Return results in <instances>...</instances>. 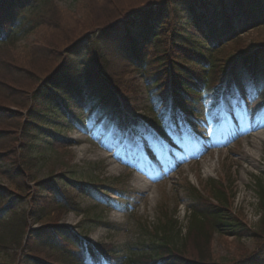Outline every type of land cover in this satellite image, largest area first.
<instances>
[{
  "label": "rangeland",
  "instance_id": "1",
  "mask_svg": "<svg viewBox=\"0 0 264 264\" xmlns=\"http://www.w3.org/2000/svg\"><path fill=\"white\" fill-rule=\"evenodd\" d=\"M114 1L117 0L32 2L30 5L39 6L38 10L32 12L27 11L29 8H25V12L20 16L26 17L28 22L38 21V26L23 37L20 36L15 45L10 44L0 50V57L5 58L7 62L3 65L12 66L11 73L3 77L0 74V96L11 97L12 94L6 92L5 87L23 88L22 84L29 79L38 83L46 76L48 69H39V73L34 76L33 69L38 70L37 66L47 67L46 63L52 61L57 65L63 60L62 50L66 46L76 40H82L86 33L91 36L101 31L96 28L91 29L87 23L88 18L93 12L100 13L107 11L109 7L114 8ZM123 1L120 0V3ZM154 1L163 3L166 0ZM136 2L140 0H126L130 5ZM227 5L231 7L232 1H228ZM215 22L216 20H213V23ZM233 22L237 20L234 19ZM169 31L170 33L173 31V26L161 32L164 36L159 40L160 48H165L166 43L169 42ZM242 32L233 41L222 42L213 51L211 56L213 63L220 65L218 67L222 69L227 68V71L233 68V71L239 73L241 65L238 58L232 63L228 61L229 58L238 55L245 47H257V43L264 41V25ZM190 33L196 35L195 47L202 46L203 36L192 29ZM55 47L56 50L53 51ZM156 52V49L149 46L147 58L150 60ZM108 61V65L111 66L103 69L94 66L93 71L100 78L115 85L117 98L120 99L122 107L131 111V115L139 119H148L149 115L145 109L149 104L147 92L150 87L146 85L144 75L115 55H112ZM180 63H182L181 59ZM15 67L18 69L15 70ZM185 69H188L192 75L198 74L197 81L203 77L201 70L196 67ZM101 73H104L106 78ZM241 78L242 76H238L236 80L239 82ZM33 86L35 85H29L28 88ZM196 86L197 83L193 84V88ZM165 87L166 84L162 89ZM28 88L20 91L17 98L13 95L7 103H0L2 105L0 108V239H4L8 244L6 248H0V264H18L16 262L18 256L21 257L23 254L18 249V242L4 230V222L19 220L28 209L31 210L30 198L31 195L32 197L35 195V183L51 177H57L56 187L65 191L66 196L75 204L69 205V211L51 206L46 219L38 222V218L34 217L30 233L43 229L45 225L68 226L73 233H81L91 243L107 245L119 256L126 258L130 257L131 252L138 255L147 251V246L156 240L157 226L162 223L167 224L165 230L174 227L172 231L175 232L174 222H176L180 235L187 237L188 207L191 203L188 198V187L192 186L203 191L212 180L216 182L222 180L227 185L225 187H228V174L233 179V188L230 189L231 195L228 197L229 211L239 217L253 232L258 230L260 226V216L256 211L258 179L264 184V97L255 89L252 90L247 80L243 79L238 84L242 98L237 106L229 99H225L221 108L224 129L216 134H210L211 138L207 145L202 139L207 137V131L211 128L206 123L205 107L199 104L196 108L198 114L187 116L192 124L190 127L195 131L192 138L199 141L201 146L194 149L188 147L185 139H180L187 132L183 125L181 130H178L180 144L175 150L160 148L150 141L136 144L129 133L126 134L127 141L123 143L124 140L120 139L118 130L105 121V117L99 115V111L92 110L88 104L80 110L77 106L71 107L72 102H68L70 104L68 112L76 115L79 122L75 123L73 130L66 131L61 136L59 143L48 142L51 150L48 149L42 154L44 158H41V162L25 151L26 146L20 148V144L24 145L27 141L22 142L21 139V142H18L21 133L20 135L16 133L19 130L17 118L22 119L17 113L24 114L26 107H22L21 104L18 105L22 108L14 106L12 102L18 103L19 100L23 103L27 99ZM66 113L64 112V116ZM180 114L182 115L183 112ZM118 117L117 114V121L120 122ZM58 123L64 125L61 120ZM50 135V139L58 136L51 129ZM200 135L204 137L201 138ZM43 142L45 141L42 140L38 147L45 148ZM171 160L174 162L165 164ZM29 163L33 166L30 171L24 168L25 164L29 165ZM140 177L146 179L147 187L141 186ZM78 182L95 185L101 192L109 191L108 196L119 202L121 210L102 211V208L97 207L95 203L100 199V194L93 190L87 195L81 194L82 190L79 191L76 186ZM115 188H125L128 195L119 197L120 194ZM96 216L101 217L102 224L95 223ZM171 222L172 225L169 224ZM173 232L170 236L179 242V237L175 238ZM248 235L237 240L212 234L208 247L214 264L233 263L243 252L252 253L256 250L257 242L251 238V232ZM29 236L28 241L32 237ZM34 241L35 243L30 242L34 247V253L28 255L29 261L24 264L58 263L62 260V252L44 248L36 237ZM69 249L72 247L69 246ZM123 261L125 259L121 263ZM107 263L120 264L114 261H107L105 264Z\"/></svg>",
  "mask_w": 264,
  "mask_h": 264
},
{
  "label": "trees",
  "instance_id": "2",
  "mask_svg": "<svg viewBox=\"0 0 264 264\" xmlns=\"http://www.w3.org/2000/svg\"><path fill=\"white\" fill-rule=\"evenodd\" d=\"M34 1L0 0V50L10 44L15 45L20 36L23 37L29 33L28 31H33L34 27L38 26V21L28 22L26 17L20 16L25 12V8H29L27 11L32 12L38 10L39 6L30 5ZM44 1L41 0V2ZM228 1H232L233 6L238 7L239 11L229 10ZM114 5V8L109 7L107 11L93 12L88 18L87 23L90 28L101 31L91 36L86 33L82 40H76L66 46L62 50L63 60L57 65L52 61L46 63L47 67L37 66L38 70L33 69L35 72L33 76L39 73V69H48L46 76L38 83L29 79L22 84L23 88L5 87L6 92L12 94L11 97L0 96V103H7L13 95L17 98L20 91L27 89L29 85H35L28 88L29 93L23 103L18 100V103L12 102V104L26 107L24 114L17 113L18 116H22V119L17 118L19 130L16 133L19 135L21 133L18 142H21V139L22 142L27 141L24 145L21 143L20 148L26 146L25 151L39 162L42 161L41 158H44L42 154L48 149L51 150L48 142H60L61 135L72 129L73 122L77 121L75 116L72 117L69 114L64 117L63 110L70 106L68 102H74L73 100L81 103L88 102L94 108H98L101 113H105L109 120L112 119L113 114L118 110L117 89L115 85L100 78L93 71L94 66L102 69L111 66L108 65V59L112 55L131 64L135 71L143 74L151 85L148 111L153 115V120L146 123L150 130L144 129L140 124H132V126L141 131L144 130V134L153 138L156 133L161 139L160 145L177 147L176 139L168 134L167 124L157 114L160 108L166 111L171 110L170 103L173 98L174 102L185 107L190 114H195L193 107L197 100L205 98L216 101L221 84L228 78H226L225 67L222 69L218 67L220 65L212 62L213 51L222 42L233 41L243 30L247 31L264 25V0H166L163 3L140 0L134 5L127 4L126 0L122 3L117 0L114 1ZM211 13L216 24L209 21ZM234 19L237 22L234 23ZM169 26H173V31L171 33L169 31V42L166 43L165 48H160L158 43L164 36L161 32ZM190 29L203 36L202 46L195 47L196 35H192ZM2 31L5 33L3 34ZM149 46L157 51L150 60L147 58ZM52 50L55 51L56 47ZM238 55H240V73L247 74L255 85L264 82V41L257 43V47H245ZM238 55L231 56L229 60ZM176 57L179 58L175 59ZM3 63L7 62L5 58L0 57L1 77L11 73L10 68H12V66H4ZM190 67H196L203 73L197 89L190 87V83H194L198 78V74L192 75L188 69H185ZM17 69L15 67V70ZM101 74L106 78L104 73ZM235 74L237 72L233 75ZM165 84L166 87L162 89ZM228 87L225 84V89ZM1 106L0 104V108ZM214 108L215 104H212L209 109V122L218 126L221 120L214 116ZM60 120L64 125L58 123ZM167 121L176 123L173 116L168 117ZM50 129L55 131L56 136L58 135L56 138L55 136L53 139L49 138ZM43 139L45 148L38 147ZM32 167L31 163L24 166L28 171ZM56 178L51 177L36 182L35 195L33 197L31 195L30 198L31 210L28 209L19 220L4 222L7 235L18 242V249L23 253L21 257L18 256L16 261L18 264L28 262V255L34 253V247L30 245L31 241L35 243L34 237L44 248L62 252L61 261L47 264H85L88 258L97 260L100 257L120 264H214L210 247H208L212 234H218L222 238L241 240L249 236L250 232L251 238L258 244L256 250L252 253L243 252L238 260L227 264H264V184L261 179H258L256 209L260 216V226L255 232L247 228L239 217L229 211L228 197L231 195L230 189L233 188V179L228 174V187H225L227 185L222 180L221 182L212 180L203 191L192 186L188 187V198L191 203L188 207L187 237L180 235L176 222H174L175 232L172 231L174 227L171 230H165L167 224L162 223L157 226L156 240L147 246V251L138 255L131 252L130 257L126 258L119 256L107 245L91 243L81 233H73L68 226L45 225L43 229L30 233L34 217L38 218V222L46 219L51 206L69 211V205L75 204L66 196L65 191L56 187L58 183L55 181ZM115 181L119 180L115 179ZM76 186L79 191L82 190L80 192L83 195L89 194L92 190L98 191L97 186L82 182H78ZM114 186L117 187V185ZM51 188L54 189L51 190ZM115 189L120 197L128 195L125 188ZM105 195L107 196V192ZM104 198V200L107 199L105 196ZM96 205L102 208L104 203L97 202ZM112 208H116L115 202ZM100 218L96 216L95 223L102 224L103 221H100ZM172 232L175 233V238L179 237V242L170 236ZM28 235L32 236L29 241ZM7 246L5 240L0 239V248L4 249ZM69 246L72 249H69ZM124 259L125 261L121 263Z\"/></svg>",
  "mask_w": 264,
  "mask_h": 264
},
{
  "label": "bare ground",
  "instance_id": "3",
  "mask_svg": "<svg viewBox=\"0 0 264 264\" xmlns=\"http://www.w3.org/2000/svg\"><path fill=\"white\" fill-rule=\"evenodd\" d=\"M139 182L141 183L142 187H147L148 186V183L146 182V179H144L142 177L139 178Z\"/></svg>",
  "mask_w": 264,
  "mask_h": 264
}]
</instances>
